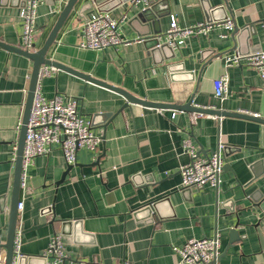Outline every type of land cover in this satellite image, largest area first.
Here are the masks:
<instances>
[{
  "label": "crops",
  "instance_id": "obj_1",
  "mask_svg": "<svg viewBox=\"0 0 264 264\" xmlns=\"http://www.w3.org/2000/svg\"><path fill=\"white\" fill-rule=\"evenodd\" d=\"M23 1V0H22ZM82 1V2H81ZM88 0H80V3ZM68 0H49L38 9L36 49L55 28ZM20 0H0V42L23 50ZM112 18L125 44L102 51L80 48L83 25L97 8L74 9L47 58L152 103L194 105L264 119V86L250 67L226 69L223 57L234 50L233 32L244 30L241 50L264 51V0H155L156 30L165 33L175 17L181 27L232 20L235 29L188 39L175 58L156 65L142 40L154 32L138 15L143 6L111 0ZM227 33V32H226ZM24 51V50H23ZM243 53V52H242ZM34 63L0 47V244L6 243L17 147ZM222 101L214 81L226 75ZM46 99H76L79 114L100 137L97 150L82 148L66 180L68 165L60 145L35 159L21 190L17 230L24 264H47L51 239L61 235L69 255L65 264H181L176 248L192 239L221 241L216 264H264V124L239 117L217 118L131 104L120 94L64 70L53 69L39 82ZM176 116L173 118V114ZM116 115L103 124L105 116ZM202 157L220 146L224 170L217 188L182 189V167L190 162L184 141ZM98 162V165L95 163ZM164 201V202H163ZM151 218L144 208L157 204ZM141 212V213H139ZM144 212V213H143ZM239 238L231 244V231ZM20 257V258H21ZM4 259V252L0 251Z\"/></svg>",
  "mask_w": 264,
  "mask_h": 264
},
{
  "label": "built area",
  "instance_id": "obj_2",
  "mask_svg": "<svg viewBox=\"0 0 264 264\" xmlns=\"http://www.w3.org/2000/svg\"><path fill=\"white\" fill-rule=\"evenodd\" d=\"M49 0H23L20 18L23 22L22 47L28 53H35L36 49V20L38 9ZM155 0H129L132 7L143 6L151 8ZM121 20L112 18L107 13L97 12L93 14L83 25V39L80 48L84 50L102 51L107 48H115L125 44L120 35ZM232 20L225 22H199L190 27H181L175 17L171 18L169 29L158 36L160 46L168 45L173 50L183 46L185 42L197 36H210L216 30H224L221 38H227L228 33L234 31ZM144 42V39L142 40ZM226 69L250 67L260 76L264 86V51L243 55L229 53L223 57ZM54 68L43 65L39 72V82L44 77L50 76ZM229 78L226 75L214 81V95L224 100L227 94ZM39 87V84H38ZM37 87L32 105L25 139V147L22 161L21 189H26V172L34 164L36 158L50 153L53 144L61 146L64 159L68 166L75 165L77 153L86 148L92 151L98 149L101 144L100 137L92 131L91 123H86L79 114L78 101L70 99L64 101L61 97L46 99ZM202 115V114H200ZM176 112L173 114V118ZM218 118V117H217ZM219 119V118H218ZM222 146L211 156L202 157L191 140L184 141V151L190 156V162L182 167V189H204L206 187L217 188L224 172V161L220 152ZM24 204L19 203L18 210L22 211ZM21 229L16 230L14 240L15 260L18 264L21 257ZM176 252L181 258V264H212L217 262L221 253V241L218 236L211 239H192L184 245L177 247ZM46 258L47 264H65L69 255L62 241L61 235H55L51 239ZM0 264L4 259L0 258ZM123 264H131L126 261Z\"/></svg>",
  "mask_w": 264,
  "mask_h": 264
},
{
  "label": "water",
  "instance_id": "obj_3",
  "mask_svg": "<svg viewBox=\"0 0 264 264\" xmlns=\"http://www.w3.org/2000/svg\"><path fill=\"white\" fill-rule=\"evenodd\" d=\"M20 2H22L21 6H23L24 2L22 0H20ZM110 2H111V0H88L86 2L83 1V3H80V0H68L64 11L62 12L55 28L53 29V31L50 34L49 38L47 39L46 43L44 44V46L39 51H36L35 53H28V52L23 51L21 49L11 47V46H8V45L0 42V47L4 48L6 50H9V51L15 52V53H19V54L27 57L28 59L32 60L34 63L33 72L31 75V84H30L28 99H27V103H26V109H25V113H24L23 124H22L20 137H19V141H18V147H17V158H16V163H15L14 181H13V189H12V200H11L10 211H9L7 240H6V243L0 244V251L4 252V264H13L14 260H15L14 240H15L17 224H18V217H19L18 206L20 203V195H21V190H22L21 189V179H22L23 152H24V147H25V139H26V134L28 131V124H29V119H30V115H31L34 96H35V92H36V89H37L38 84H39V72H40V68L43 65L52 67V68L57 69V70L67 71L71 74H74L78 77H81L84 80L90 81L92 83H95V84L100 85L102 87L108 88V89L120 94L126 100V104L123 106V108L121 109L120 112L124 111L131 104H134V105H140L142 107L152 108V109H157V110L171 109V110H175V111H186V112H192V113L202 114V115H211V116H216L218 118L239 117V118H245V119H249V120L258 121V122L264 124V119L254 117L252 115H244V114H240V113H228L226 111H220V110H216L213 108L207 109L205 107H200V106L194 105L195 95H193V97L190 99V101L186 105H169V104H160V103H152L149 101H144V100H141V99L134 97L130 93H128V92H126L120 88L108 85L107 83H104L102 81H99L97 79L92 78L90 75H85V74L79 73V72L74 71L73 69H71L69 67H66L60 63L51 61L50 59L47 58L48 52L50 51V48L56 42V38H57L60 30L64 26L65 22L67 21V19L70 16V14L78 6V4L80 5L79 11H78L79 14L86 12L87 10L92 9L93 7H96L98 12L107 13L108 12L107 7L109 6L108 3L110 4ZM153 13H154V8H148V9L142 11L138 15V19L143 23H150L151 22L152 25L154 26V32L149 34V36H154V37H151V38L149 37L148 39L144 40V43H145L149 53L151 55H153L154 60H155V64L159 65V64H163L165 61H169V60L175 58V52L168 45H162V46L158 47L160 45V41L158 39V36H160L162 34V30H160V29L156 30V27L159 26V19L156 18V16H154ZM207 22H212V18H210L208 16ZM243 33H244V30L241 31V33H240L238 29H235V31L233 32L234 41H236V42L238 41V44L235 45L234 50H238V52L240 54L247 55V54H250V52L246 51L244 53V51L241 50V47L238 48L239 40H240L241 36L243 35ZM117 115L118 114H116V115L110 114L108 116H105L104 118L106 119V121H104L103 124L105 125L107 122L108 123L113 122V120L116 118ZM95 165H98V162L95 163ZM74 167H75V165L68 166L67 171L63 174V177H62L61 181L58 183V185L62 184L66 180L67 176L70 174V172L72 171V169ZM225 169H226V167L224 166V170ZM159 203L160 202H158L157 204L152 203L150 206L144 208L143 211H146L148 213V216L146 218L152 217V214L154 211H156L157 205ZM139 213H141V212H139ZM5 214H6V206L3 204H0V218L2 215H5ZM0 227H2L1 219H0ZM231 237H232V240H231V244H232L236 240H238V238H239L238 231L235 229L232 230L231 231ZM220 258H221V256L218 258V260ZM25 260H26L25 256L21 257L17 260V263L18 264H24ZM216 263L217 262L215 261L212 264H216Z\"/></svg>",
  "mask_w": 264,
  "mask_h": 264
}]
</instances>
